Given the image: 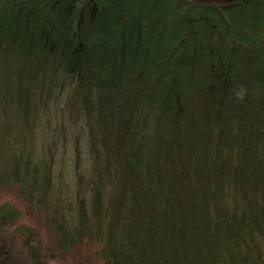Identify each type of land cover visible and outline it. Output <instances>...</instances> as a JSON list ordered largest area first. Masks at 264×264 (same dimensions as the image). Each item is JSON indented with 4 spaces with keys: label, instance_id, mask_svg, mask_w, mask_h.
<instances>
[{
    "label": "trees",
    "instance_id": "16d2710c",
    "mask_svg": "<svg viewBox=\"0 0 264 264\" xmlns=\"http://www.w3.org/2000/svg\"><path fill=\"white\" fill-rule=\"evenodd\" d=\"M4 192L36 264H264V0H0Z\"/></svg>",
    "mask_w": 264,
    "mask_h": 264
},
{
    "label": "rangeland",
    "instance_id": "374dc122",
    "mask_svg": "<svg viewBox=\"0 0 264 264\" xmlns=\"http://www.w3.org/2000/svg\"><path fill=\"white\" fill-rule=\"evenodd\" d=\"M62 128V124L60 123L59 126H55L54 124H52L51 126H44V130L45 131H50L51 135H54L56 129L58 130V134L60 135H56L58 137V143H57V164L55 165V180H56V188L58 189L57 192H60L62 194H68V196H71V194L73 195V192H67L66 189H64L63 186H69L72 187L70 185H68V182L70 181V177L68 174V172H71L73 169V157H72V144L74 143V137H70L68 134H66V139H64L63 137L61 138V132L58 128ZM63 130V128H62ZM67 133V132H66ZM69 133V132H68ZM68 137V138H67ZM49 142H46V145ZM83 143V142H82ZM55 183V184H56ZM6 192L3 193V195H0L1 197H3L4 199H10L9 196L10 194H6ZM72 200V199H71ZM51 204L48 203V210H50V214H52L53 210H54V206L56 205L54 200L50 202ZM23 208V211L26 212L25 208ZM75 211V208L73 209ZM0 238L8 240V242H10V244H12L11 247V264H36L35 262L32 261V259L30 258L25 246H24V242L23 240L18 236V237H14L13 235L6 233L4 231H0ZM44 240H46V238H44ZM80 252L79 254L76 255L75 258H72L71 256L67 258L66 261H63L61 259L56 260L57 264H76V261L78 262V260L80 259V254H84V255H89L90 253L88 251H77ZM76 260V261H74ZM84 264H86L84 262Z\"/></svg>",
    "mask_w": 264,
    "mask_h": 264
},
{
    "label": "water",
    "instance_id": "95a60500",
    "mask_svg": "<svg viewBox=\"0 0 264 264\" xmlns=\"http://www.w3.org/2000/svg\"><path fill=\"white\" fill-rule=\"evenodd\" d=\"M192 3H195V4H200V5H215L217 3H225V2H230V1H233V0H188Z\"/></svg>",
    "mask_w": 264,
    "mask_h": 264
},
{
    "label": "bare ground",
    "instance_id": "6f19581e",
    "mask_svg": "<svg viewBox=\"0 0 264 264\" xmlns=\"http://www.w3.org/2000/svg\"><path fill=\"white\" fill-rule=\"evenodd\" d=\"M240 0H233V1H230V2H223V3H217V4H213V6H225V5H229V4H233V3H236ZM195 4V3H194ZM197 5H200V4H197ZM204 6H210V5H204Z\"/></svg>",
    "mask_w": 264,
    "mask_h": 264
}]
</instances>
